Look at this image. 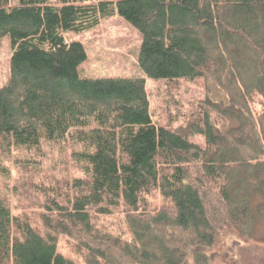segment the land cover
<instances>
[{
  "label": "trees",
  "instance_id": "1",
  "mask_svg": "<svg viewBox=\"0 0 264 264\" xmlns=\"http://www.w3.org/2000/svg\"><path fill=\"white\" fill-rule=\"evenodd\" d=\"M114 15L139 33L147 78L214 80L228 97L198 104L189 134L203 147L153 122L143 78L80 76L85 48L64 35ZM6 37L0 179L13 160L36 170L53 152L75 174L34 185V219L0 192V264H208L224 227L248 235L253 203L264 216V106L250 108L264 102V0H0ZM212 114L233 126L218 130ZM115 213L129 238L92 222ZM61 236L81 263L57 252Z\"/></svg>",
  "mask_w": 264,
  "mask_h": 264
},
{
  "label": "rangeland",
  "instance_id": "2",
  "mask_svg": "<svg viewBox=\"0 0 264 264\" xmlns=\"http://www.w3.org/2000/svg\"><path fill=\"white\" fill-rule=\"evenodd\" d=\"M64 37L80 42L85 48L87 58L78 67L81 77L91 79L143 78L149 96L150 115L153 122L160 127L187 136L189 141L201 147L204 146V139L200 135L191 136L189 134L191 127L199 120L198 104L205 99L222 105H226L228 102V97L214 80L172 82L147 78L137 65L139 33L118 15L102 20L98 27L88 32L68 33ZM10 58L11 47L9 39L6 37L0 41V88L9 79ZM263 103L257 95L250 98L253 115L256 116L262 111ZM212 115V121L218 130H225L233 126V123L228 119ZM22 160L23 158H20V162L13 160L10 163V179H0V192L6 197L13 214H25L34 219L37 212L35 206L37 196L33 190L34 185L41 183L48 185L54 179H59L68 169L72 175L75 172L69 156H59L57 152L42 159L36 170L28 165L27 168H24L23 166L26 164ZM28 184L32 187H28ZM24 185L26 187L23 189ZM259 200L262 201V199ZM251 210L254 222L248 235L238 236L231 228L224 227L211 249L208 264H264V216L256 215L255 203L251 204ZM92 222L114 234H121L125 238H129L124 217L119 213L98 217ZM57 252L81 263L75 242L65 236L58 238ZM185 264L197 263L189 259Z\"/></svg>",
  "mask_w": 264,
  "mask_h": 264
}]
</instances>
